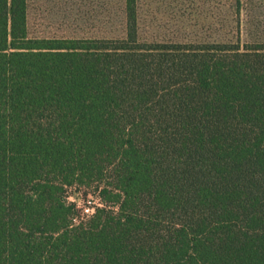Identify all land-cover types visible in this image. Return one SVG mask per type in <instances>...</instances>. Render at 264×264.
<instances>
[{
	"label": "trees",
	"instance_id": "obj_1",
	"mask_svg": "<svg viewBox=\"0 0 264 264\" xmlns=\"http://www.w3.org/2000/svg\"><path fill=\"white\" fill-rule=\"evenodd\" d=\"M27 11L0 0V264H264L261 37L147 41L137 0L121 37H37Z\"/></svg>",
	"mask_w": 264,
	"mask_h": 264
},
{
	"label": "rangeland",
	"instance_id": "obj_2",
	"mask_svg": "<svg viewBox=\"0 0 264 264\" xmlns=\"http://www.w3.org/2000/svg\"><path fill=\"white\" fill-rule=\"evenodd\" d=\"M235 4V0H137L139 36L147 41L200 42L231 38L239 31L242 41L257 37L264 41V0H251L247 26L246 11L238 15ZM27 23L31 36L117 38L124 34V0H28ZM70 198L79 205L86 200Z\"/></svg>",
	"mask_w": 264,
	"mask_h": 264
}]
</instances>
